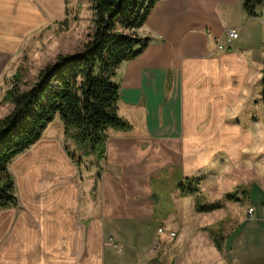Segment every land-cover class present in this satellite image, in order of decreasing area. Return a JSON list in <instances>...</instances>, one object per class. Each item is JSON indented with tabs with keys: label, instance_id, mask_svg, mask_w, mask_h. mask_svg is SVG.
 I'll use <instances>...</instances> for the list:
<instances>
[{
	"label": "crops",
	"instance_id": "crops-1",
	"mask_svg": "<svg viewBox=\"0 0 264 264\" xmlns=\"http://www.w3.org/2000/svg\"><path fill=\"white\" fill-rule=\"evenodd\" d=\"M242 3L156 1L137 29L148 44L121 62L113 76L118 113L130 129L108 128L98 161L89 155L77 164L57 136L42 135L18 155L17 201L29 199L37 215L32 220L20 215L13 228L0 218V264H141L154 240L142 241V224L153 219L152 176L174 166L180 168L179 181L190 177L199 165L183 161L182 144L196 142L195 128L204 121L208 127L225 125L232 104H262L264 3L255 7V15ZM47 8L45 0H0V104L24 55L36 52L41 31L63 18L54 19ZM229 28H236V38L228 36ZM248 28L256 32L253 45L239 39ZM74 51L58 49L38 68L57 53ZM107 234L123 251L103 247Z\"/></svg>",
	"mask_w": 264,
	"mask_h": 264
},
{
	"label": "rangeland",
	"instance_id": "rangeland-1",
	"mask_svg": "<svg viewBox=\"0 0 264 264\" xmlns=\"http://www.w3.org/2000/svg\"><path fill=\"white\" fill-rule=\"evenodd\" d=\"M45 3L54 19L63 18L41 31L39 43L34 47L36 52L28 51L20 62L22 81L26 83L35 78L38 67L58 49H79L92 31V0H45ZM260 12L264 21V6ZM255 34L248 28L239 32V39L253 45ZM262 62L264 64V58ZM250 83L254 85L253 80ZM11 108L12 104L1 103L0 116ZM224 121L225 125L217 122L212 127L206 126L204 121L205 124L201 123L193 131L198 135L196 142L182 144L183 161L186 158L193 165H199L191 175L200 177L196 193L180 194L176 186L180 168L168 167L152 176L153 219L144 220L142 241L154 240L147 245L145 264H264V105L235 107L232 104L225 112ZM244 135L246 140L239 142ZM55 136L63 145L66 143L63 124L57 115L43 132L44 138ZM226 137L232 138L226 142ZM19 156L9 165L15 181L14 164ZM81 171L86 172V169L81 168ZM17 188L20 189L18 185ZM226 193H234L236 198L226 200ZM196 199L203 203L220 201L222 206L200 213L194 207ZM20 215L29 220L37 215L27 198L18 197L14 208L0 209V218H7V225L12 224V228ZM211 232L217 240L212 239ZM216 241L220 243L219 248ZM103 247L123 251L110 234L104 236Z\"/></svg>",
	"mask_w": 264,
	"mask_h": 264
},
{
	"label": "trees",
	"instance_id": "trees-1",
	"mask_svg": "<svg viewBox=\"0 0 264 264\" xmlns=\"http://www.w3.org/2000/svg\"><path fill=\"white\" fill-rule=\"evenodd\" d=\"M156 1L92 0V31L79 49L57 53L30 83L22 81L20 71L13 74L1 98L12 108L0 116V209L18 204L10 163L42 137L56 115L63 124L64 148L77 164L89 155H95L96 161L103 157L108 128L130 129L118 113L119 86L113 76L121 62L136 57L148 44L149 38L139 36L137 29ZM263 3L243 0L242 7L248 15H255V7ZM260 85L264 105V71ZM199 183L200 177L190 176L176 186L181 195H188L198 191ZM225 198L236 196L226 193ZM221 206L220 201L203 203L197 199L194 205L197 212ZM216 246L220 247L217 241Z\"/></svg>",
	"mask_w": 264,
	"mask_h": 264
},
{
	"label": "built area",
	"instance_id": "built-area-1",
	"mask_svg": "<svg viewBox=\"0 0 264 264\" xmlns=\"http://www.w3.org/2000/svg\"><path fill=\"white\" fill-rule=\"evenodd\" d=\"M227 34H228V36H230L232 38H236L237 35H238L236 28H229V29H227ZM217 47L218 48H221L222 45L218 44ZM159 230L161 231V228H159Z\"/></svg>",
	"mask_w": 264,
	"mask_h": 264
},
{
	"label": "bare ground",
	"instance_id": "bare-ground-1",
	"mask_svg": "<svg viewBox=\"0 0 264 264\" xmlns=\"http://www.w3.org/2000/svg\"><path fill=\"white\" fill-rule=\"evenodd\" d=\"M174 233V232H173ZM172 236V235H171Z\"/></svg>",
	"mask_w": 264,
	"mask_h": 264
}]
</instances>
